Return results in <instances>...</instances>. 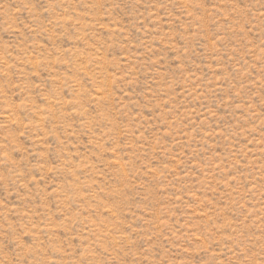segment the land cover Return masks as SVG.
Instances as JSON below:
<instances>
[{
	"label": "rangeland",
	"instance_id": "1",
	"mask_svg": "<svg viewBox=\"0 0 264 264\" xmlns=\"http://www.w3.org/2000/svg\"><path fill=\"white\" fill-rule=\"evenodd\" d=\"M0 264H264V0H0Z\"/></svg>",
	"mask_w": 264,
	"mask_h": 264
}]
</instances>
